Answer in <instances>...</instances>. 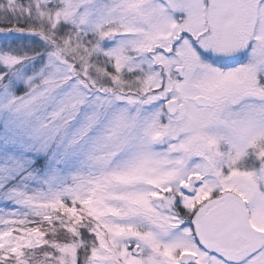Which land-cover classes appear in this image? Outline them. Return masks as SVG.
<instances>
[{
  "label": "snow or ice",
  "instance_id": "1",
  "mask_svg": "<svg viewBox=\"0 0 264 264\" xmlns=\"http://www.w3.org/2000/svg\"><path fill=\"white\" fill-rule=\"evenodd\" d=\"M0 264H264V0H0Z\"/></svg>",
  "mask_w": 264,
  "mask_h": 264
}]
</instances>
